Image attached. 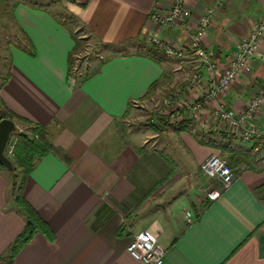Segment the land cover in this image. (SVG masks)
<instances>
[{
  "label": "crops",
  "instance_id": "0c3cea01",
  "mask_svg": "<svg viewBox=\"0 0 264 264\" xmlns=\"http://www.w3.org/2000/svg\"><path fill=\"white\" fill-rule=\"evenodd\" d=\"M158 2L163 10L173 4H11L17 40L6 48L0 111L41 125L53 146L36 161L25 192L52 236L38 232L10 262L8 250L26 216L14 205V173L4 167L0 264H145L127 251L141 230L165 248L163 264H264V107L250 123L260 134L249 139L214 115L218 106L243 110L264 84V38L238 82L201 112L165 108L169 99L183 106L206 95L264 13V0H186L184 21L165 27L150 20ZM207 9L215 12L205 38L220 67L215 75L202 59L168 57L150 42L160 34L188 45ZM74 60L80 69L72 76ZM196 72L202 78L192 86ZM157 102L163 104L150 118L132 122ZM15 122L19 129L27 126ZM213 153L226 157L236 175L216 201L207 192L221 183L201 170Z\"/></svg>",
  "mask_w": 264,
  "mask_h": 264
},
{
  "label": "built area",
  "instance_id": "2783aa9c",
  "mask_svg": "<svg viewBox=\"0 0 264 264\" xmlns=\"http://www.w3.org/2000/svg\"><path fill=\"white\" fill-rule=\"evenodd\" d=\"M186 0H173L172 7L167 10L160 8V3L150 13V20L159 27L173 25L184 21L186 16ZM215 12L207 9L199 20L198 26L191 37L188 45L176 43L160 34L153 35L150 42L161 49L168 57L187 58L191 55L202 59L208 72L212 75L219 73L220 67L216 61L211 60V55L205 45V38L211 28ZM264 38V13L256 20L252 30L242 37L238 50L233 54L223 73L215 81L212 88L205 96L193 102H188L180 106L175 100L169 99L165 108L173 110L183 107L196 114L201 112L207 104L216 100L227 89L232 87L244 69H246L251 59L262 51V41ZM78 67L72 69V76L76 74ZM202 78L199 72L191 76V85L197 86ZM264 107V84L257 88L243 110L226 109L218 106L214 110L215 117L224 128H229L240 133L244 139L260 134L254 125H250L259 115ZM15 140H10L6 146L5 153L10 158L14 156ZM202 172L209 178H216L220 181L219 188L211 187L207 192L210 201L218 200L223 191L228 188L236 178L235 172L228 159L217 153L211 154L201 165ZM192 213L187 212V220L190 222ZM128 253L136 260L145 264H163L166 250L160 245L158 238L149 230H141L127 247Z\"/></svg>",
  "mask_w": 264,
  "mask_h": 264
},
{
  "label": "trees",
  "instance_id": "16d2710c",
  "mask_svg": "<svg viewBox=\"0 0 264 264\" xmlns=\"http://www.w3.org/2000/svg\"><path fill=\"white\" fill-rule=\"evenodd\" d=\"M157 86V83L152 85L149 92L153 91ZM149 94V93H148ZM8 117L16 120L17 122H25L27 126L19 129L17 133V139L15 141L14 156L11 157L14 165V205L26 216V225L24 230L18 235L15 241L10 246L7 256L11 262L16 254L38 233L42 232L47 236H52V231L48 224V221L43 216V213L36 209L26 198L25 192L31 181V171L35 166L37 160L44 157L53 146L45 140V129L41 125H34L28 121L18 117L13 112L7 110L0 111V120ZM162 122V121H161ZM165 126H176V124H169V121H165ZM153 124L154 123H148ZM180 124H184L180 123ZM13 136V135H12ZM11 136V137H12ZM11 140V138H10ZM9 140V141H10ZM9 143V142H8ZM17 167L21 168V174H18ZM4 166L0 163V171Z\"/></svg>",
  "mask_w": 264,
  "mask_h": 264
},
{
  "label": "rangeland",
  "instance_id": "374dc122",
  "mask_svg": "<svg viewBox=\"0 0 264 264\" xmlns=\"http://www.w3.org/2000/svg\"><path fill=\"white\" fill-rule=\"evenodd\" d=\"M27 1H33V2L35 1V2H38L40 4H44L46 7H49V8H52V4H53V0H44V1L43 0L42 1L27 0ZM13 2H15V0H0V76L1 77L5 75L4 69H6L7 61L4 60V57L6 55L7 45H8L10 40L14 41V42H15V40H17V36L15 34L16 33L15 24L13 23L14 20L12 19V17H13L12 12L9 11V9H11V4L13 5ZM80 31L81 30H78V32H80ZM83 45L85 46L86 43L84 42ZM83 54L84 53L79 54V55L83 56ZM79 59L81 60V58H79ZM80 60H79V62L74 60V63L72 62V67L70 69H74L75 67H78V71H79ZM162 104H163L162 102H159V103L157 102L153 106L143 108V110H141L139 113L140 116L137 117V119H135L132 122H134V123L136 122L138 124L139 122L145 121L146 119L150 118L151 110H154L156 108L157 109L160 108L162 106ZM157 115L160 116L158 112H157ZM162 119H164V118L160 117L158 120L162 121ZM149 121H151V120H149ZM158 126L162 127V125H158Z\"/></svg>",
  "mask_w": 264,
  "mask_h": 264
},
{
  "label": "water",
  "instance_id": "95a60500",
  "mask_svg": "<svg viewBox=\"0 0 264 264\" xmlns=\"http://www.w3.org/2000/svg\"><path fill=\"white\" fill-rule=\"evenodd\" d=\"M18 130V125L13 119L5 117L0 120V163L12 172L15 171V165L12 159L6 155L5 149L12 134Z\"/></svg>",
  "mask_w": 264,
  "mask_h": 264
}]
</instances>
